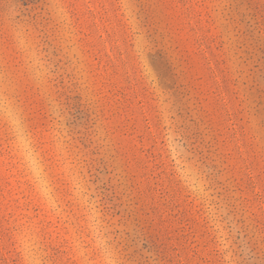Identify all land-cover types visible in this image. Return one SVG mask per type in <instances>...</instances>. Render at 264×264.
<instances>
[{
  "label": "rangeland",
  "instance_id": "rangeland-1",
  "mask_svg": "<svg viewBox=\"0 0 264 264\" xmlns=\"http://www.w3.org/2000/svg\"><path fill=\"white\" fill-rule=\"evenodd\" d=\"M152 1L0 0V118L14 130L0 135V264H52L49 252L60 264H235L244 240L247 264H264V102L250 90L264 99V69L248 71L244 53L263 61L264 17L248 24L237 0H171L170 42ZM248 96L260 113L245 119Z\"/></svg>",
  "mask_w": 264,
  "mask_h": 264
},
{
  "label": "trees",
  "instance_id": "trees-1",
  "mask_svg": "<svg viewBox=\"0 0 264 264\" xmlns=\"http://www.w3.org/2000/svg\"><path fill=\"white\" fill-rule=\"evenodd\" d=\"M117 1L118 0H116V2ZM119 3H121V2H119ZM199 3H201V1H199ZM244 3H247L248 4V8L250 9L249 14H244L243 15L244 16L243 17L244 20H246L248 24H250L253 19H258L259 17H261V18L264 17V15H262L263 9L258 11V8L256 6H253L252 0H237L236 5H237V7H240ZM147 4L149 6V9H150L151 13H160V15L164 16L166 18V20H167V22H164L159 16L152 14L151 15V19L153 20L152 25H154L156 27L155 32L159 33L164 39H166V37H167L168 38L167 40L170 41V42L174 41L175 40V35H179L180 31H179V28H177V24L175 23V21L173 19L174 18V12H173V4H172L171 0H156V1L149 2ZM247 16H249L250 18L247 19L246 18ZM184 20L190 21L188 14L185 15ZM259 23H260V21H259ZM190 24H191V21L189 22V25ZM160 27H161V29H160ZM212 27H213V24H212ZM262 29L264 30V27ZM262 29H261V32H262ZM230 32L231 31H230L229 27H226L225 32L224 33L221 32L222 35L213 36L217 40L219 38L222 39V40L219 39L217 41V43L218 42L220 43L219 48H221L223 46V41H225L224 39L233 37V34L232 35L229 34ZM262 36L264 38V35H262ZM259 37H261V34L259 35ZM237 41H239V43H241L244 46L247 45V40L246 39L240 40V38H239V39H237ZM157 48H158L157 53L152 55V57L154 58L152 63L155 66L157 64H159V66H160L159 68H157L158 77L161 80L160 85L163 86V89H168V88L170 89L171 86L175 85V82H174V78H175L174 69L170 66L168 60L165 57L164 48L163 47L160 48L159 45L157 46ZM244 53H245V59H246L245 63H247V64H249L250 62L254 63V66H252V68H248V71L254 72L253 70L255 68H257V67H260L261 64H262V67L264 69V58H263V61L260 63V61H257V60L254 59L255 58L254 57V55H255L254 53L255 52L251 53V51L249 49H246L244 51ZM222 63L224 65H226L224 60H222ZM236 78H239V77L238 76H233L232 77L233 81H236L235 80ZM225 79H226V77H225ZM39 89L40 90L43 89V86H40ZM112 90H113L112 92L117 91V89H112ZM250 90L252 92H254V97L257 98V95H258L261 98L260 102H259V105H260L261 102H264V99L262 98V94H261L259 88H257V87L255 88L253 86V87L250 88ZM38 96H41L40 92L38 93ZM249 99H250V97L248 96V97L245 98V100H241V105L242 104H246V106H247L246 107V113L243 116V118H245V119H248V117H250L253 114L257 115V114L260 113L259 105L255 106V108H253L254 106L251 107V105H249V103H248ZM18 100L23 101L22 104L31 103V100L29 99V97L24 95V94H20ZM34 103L37 105V99H35ZM19 107H20V105H19ZM253 109H255L256 112H254ZM244 110L245 109L243 108L242 112ZM39 114H41L42 117H43L42 122H41L43 125L46 122L51 121V120L48 119L49 118V114L47 112V108L46 107H42V109L39 108ZM189 114L191 116V120L192 121H194V122L197 121L195 118H193L191 113H189ZM22 115H23V120L24 121L31 122L32 119L26 114V112H23ZM230 119L231 118L229 117V120ZM201 122L205 123L206 121L202 118ZM249 122H250V119H249ZM13 132H14V130L11 127V124H9L7 121H5V119L3 117L0 118V135L6 134L8 136V135H11V133H13ZM232 138H235V136L232 135ZM9 140H10L9 138L6 139V141H9ZM3 142H2V139H0V149H4V147H6V146H4ZM9 144L10 143H8L7 146H11ZM207 166L210 169L211 166L209 164ZM210 171H212V170L211 169L208 170V173L211 174L212 172H210ZM160 191H161V195L163 196V198L167 202L166 191L164 192L163 189L160 190ZM189 198L192 199V201H190L191 204H193L197 200V197H195V195H193V194L190 195ZM167 206H168L167 207L168 212L175 217V214H173L175 207L172 205L170 200L167 202ZM176 216H178V214ZM179 222H180V225L185 224L184 216H180ZM184 228H186V225H185ZM186 230H187V228H186ZM11 239L12 238L10 237V240ZM236 239H237V241H239V239H241V236H238ZM240 248H241L240 249V255L242 257V260H240V261L234 260V261H232V263L234 262L235 264H241V263L247 264L248 262H250L252 259H254L256 257L253 249L250 248V246H249V244H248V242L246 240H244V243L240 245ZM14 252L19 257V253L16 252V251H14ZM0 254H1L0 260L6 261V259L4 257L3 248L1 246H0ZM220 254H223V253H220ZM48 259L51 261L52 264H60L61 263V259L59 257H57V255L55 253H53V252H49ZM223 260H224V257H221V261H223ZM68 262H69V260H68ZM68 262H66L65 264H67ZM229 263H230V260H229Z\"/></svg>",
  "mask_w": 264,
  "mask_h": 264
}]
</instances>
